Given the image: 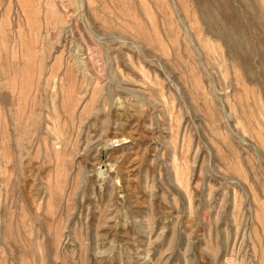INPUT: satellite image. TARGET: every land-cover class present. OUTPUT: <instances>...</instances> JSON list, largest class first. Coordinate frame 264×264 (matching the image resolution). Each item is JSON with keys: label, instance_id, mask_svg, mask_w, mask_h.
Listing matches in <instances>:
<instances>
[{"label": "rangeland", "instance_id": "obj_1", "mask_svg": "<svg viewBox=\"0 0 264 264\" xmlns=\"http://www.w3.org/2000/svg\"><path fill=\"white\" fill-rule=\"evenodd\" d=\"M0 264H264V0H0Z\"/></svg>", "mask_w": 264, "mask_h": 264}]
</instances>
